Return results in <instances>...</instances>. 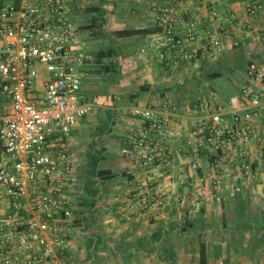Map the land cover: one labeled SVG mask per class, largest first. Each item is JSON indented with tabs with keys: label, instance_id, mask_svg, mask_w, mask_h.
Segmentation results:
<instances>
[{
	"label": "built area",
	"instance_id": "1",
	"mask_svg": "<svg viewBox=\"0 0 264 264\" xmlns=\"http://www.w3.org/2000/svg\"><path fill=\"white\" fill-rule=\"evenodd\" d=\"M88 4L0 0V91L6 97L0 125L5 154L0 158V264H60L68 234L78 227L72 202L63 195L76 164L53 137L66 134L99 101L85 98L81 90L83 66L97 60L78 45L76 15ZM263 8L264 0H252L245 14L255 17ZM152 9L157 30L146 51L167 68L201 55L218 58L227 48L239 47L246 30L237 15L221 14L212 0H163ZM258 31L264 38V17ZM189 43L198 45L189 48ZM240 77L238 92L227 101L201 95L191 102L176 153L170 146L178 134L172 121L185 114L171 96L160 105L127 107L141 126L131 134L132 147L122 153L164 179L125 178L138 190L130 205L137 216L167 204L174 173L176 207L191 213L230 189L234 173L247 182L264 173V62L250 59ZM174 154L188 160L175 164Z\"/></svg>",
	"mask_w": 264,
	"mask_h": 264
},
{
	"label": "crops",
	"instance_id": "2",
	"mask_svg": "<svg viewBox=\"0 0 264 264\" xmlns=\"http://www.w3.org/2000/svg\"><path fill=\"white\" fill-rule=\"evenodd\" d=\"M251 1L212 0L221 14L237 15L246 30L239 47L227 48L216 59L201 55L193 62L201 75L210 78H215L211 73L221 74L215 61L227 65L237 92L246 62H264V38L258 31L264 8L255 17H248L245 7ZM162 2L89 0L87 8L76 15L80 25L78 45L97 57L82 68L81 90L85 98L97 96L99 101L66 134L53 137L54 145L64 148L76 164L63 195L72 202L78 227L68 234L60 264H190L196 262L200 245L206 264H264V173L247 182L233 172L231 188L222 190L218 200L197 213L176 207V173L163 208L141 218L130 207L138 190L125 178L140 182L153 178L161 183L164 179L152 169L141 170L132 154L122 153L123 148L132 147L131 134L141 126L140 118L126 109L132 104L160 105L170 96L173 80L190 73L177 76L185 63L167 68L152 58L146 45L154 31L130 36H116L114 31L155 28L152 7ZM183 6L190 7L186 1ZM179 30L182 34L183 25ZM197 45L189 43L188 47ZM194 99L178 103L185 117L172 121L178 132L170 142L174 153L188 125L186 116ZM5 102L0 91V125ZM0 158H5L1 145ZM186 160L174 154L175 164ZM224 167L232 170L229 165ZM98 170L102 171L100 176Z\"/></svg>",
	"mask_w": 264,
	"mask_h": 264
},
{
	"label": "rangeland",
	"instance_id": "3",
	"mask_svg": "<svg viewBox=\"0 0 264 264\" xmlns=\"http://www.w3.org/2000/svg\"><path fill=\"white\" fill-rule=\"evenodd\" d=\"M215 63L217 69L221 72L215 78L207 77L205 74L201 75L202 72L196 62L192 65L183 64V70L177 76L186 71L190 74L187 77H176V82L173 80V87L169 91L170 96L177 103L185 98L193 99L201 95L216 97L223 102L227 101L230 96L236 94L237 84L232 71L227 65L218 61H215Z\"/></svg>",
	"mask_w": 264,
	"mask_h": 264
},
{
	"label": "trees",
	"instance_id": "4",
	"mask_svg": "<svg viewBox=\"0 0 264 264\" xmlns=\"http://www.w3.org/2000/svg\"><path fill=\"white\" fill-rule=\"evenodd\" d=\"M157 30V26L155 28L149 29V28H123V29H118L114 31V34L116 36H130V35H136V34H148L151 32H155ZM214 75L215 77L219 76L217 73H211V76ZM209 77V76H208ZM98 175L100 176L102 171H97ZM191 226V225H189ZM196 264H206L205 260V254L203 250V246L200 245L199 250L197 252V259H196Z\"/></svg>",
	"mask_w": 264,
	"mask_h": 264
}]
</instances>
